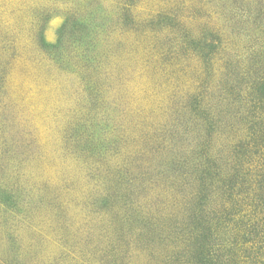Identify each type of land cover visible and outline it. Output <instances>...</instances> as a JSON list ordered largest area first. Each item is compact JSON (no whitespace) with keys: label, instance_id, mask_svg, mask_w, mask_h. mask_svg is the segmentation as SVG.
I'll return each mask as SVG.
<instances>
[{"label":"rangeland","instance_id":"374dc122","mask_svg":"<svg viewBox=\"0 0 264 264\" xmlns=\"http://www.w3.org/2000/svg\"><path fill=\"white\" fill-rule=\"evenodd\" d=\"M0 264H264V0H0Z\"/></svg>","mask_w":264,"mask_h":264}]
</instances>
